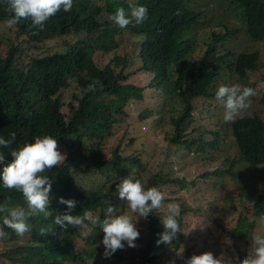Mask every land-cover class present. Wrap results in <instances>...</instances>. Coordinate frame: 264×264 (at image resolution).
<instances>
[{"label": "trees", "instance_id": "16d2710c", "mask_svg": "<svg viewBox=\"0 0 264 264\" xmlns=\"http://www.w3.org/2000/svg\"><path fill=\"white\" fill-rule=\"evenodd\" d=\"M231 1L236 12L232 16L235 19L231 17L232 24L240 22L246 38L251 39L254 45L263 43L264 0ZM130 3L146 6L149 19L139 25L133 21L125 29H120L110 21L109 16L118 7L128 9ZM178 10L177 0H74L70 12L61 10L46 22L44 31L37 32L29 27L30 20H22L13 29H8L3 23L8 16L6 4L5 9L0 4V24L3 23L0 25V136L9 139L11 133H15L11 148H18L26 143H34L36 136L50 134L59 140L60 152L68 151L65 162L47 173L52 182L56 180L55 188L50 193V215H33L29 220L32 229L23 237L5 228L8 238L0 239V264H67L71 259L101 256L96 252L99 249L88 253L77 252L76 239L85 240L80 226L62 231L54 222L57 215L67 211V205L60 203L61 198L77 201L78 214L92 206L95 217L101 221L109 204L117 209L114 215H119V207L126 204L113 190L105 187L101 190L84 188L75 178L77 173L92 172L88 163L89 152L81 148L82 142L95 136L98 143H103L112 136L114 125L118 122L117 116L125 107L130 103L137 107L145 101V88L130 84L125 69H120L121 65H127L128 60L115 57L114 51L119 46L126 44L133 49L137 61L136 74H152L150 88L164 90L165 101L173 114L172 122L179 131L188 119L194 100L202 95H210L213 90L216 93L220 85H245L244 77L251 73L247 86L257 92L254 101L262 95L264 85L262 89L258 88L264 82V76L258 75L260 68H264L261 53L243 51L235 54L225 51L224 42L234 31L226 26L225 32L212 30L202 38L200 32L205 29L204 24L200 23L202 12L192 15L194 18L191 19L192 16L185 17L183 11L177 15ZM61 38L70 41L65 49L56 46L44 54H34L29 50L33 44ZM96 53L97 60L94 62L92 56ZM102 53L111 55L103 56ZM97 79L103 87L97 86L95 92H87V86ZM19 80L24 84L30 83L44 98L29 102L12 94V87ZM70 81L78 84L82 91L81 96L76 97L78 108L72 107L70 115L63 116L54 108L61 103L62 91L69 87ZM226 129L237 146L238 169L232 175L230 171V174L227 171L215 174L222 187L226 183L225 175L232 176L240 193L227 199L220 216L228 218L230 213H239V216L225 225H218L221 237L209 236L204 250H188L187 257H183L182 261L175 256L174 264H186L193 255L209 251L216 258L222 256L224 264L229 262L228 255L231 264H240L245 258L241 254L247 255L251 248L253 234L256 231L264 232V224H258V217L264 215V176L261 180L257 177L264 170V118L254 116L226 123ZM187 131L189 127L184 133ZM199 131L200 137L193 138L185 145H196L202 151L208 148V156L211 157L215 148L220 147L222 133L203 127H199ZM208 134L210 140H206ZM11 148L0 149L6 155L5 163L0 164V177L3 168L13 161ZM103 167L108 170L121 168L118 163H107ZM117 175L125 178L129 172L119 170ZM135 176L145 182L146 188L165 182L158 175L144 177L142 171L136 172ZM5 202L11 206L27 207L22 193L4 189L0 179V204ZM124 208L127 210L126 205ZM199 209L202 210L201 207ZM184 211L182 207L180 228ZM132 215L135 220L137 217ZM164 215V211L154 210L150 218L156 217L161 222L160 217ZM140 225L138 222V228ZM92 227L89 242L95 246L101 225L93 223ZM41 229L48 232L40 234ZM225 235L233 239L231 250L225 245L221 246L220 239ZM182 240L183 236L180 235L172 246L164 245L158 249L146 236L142 241L139 237L135 241V248L117 250L107 260H110V264H153L161 262V256L167 254L166 262L173 252L179 251Z\"/></svg>", "mask_w": 264, "mask_h": 264}, {"label": "clouds", "instance_id": "9594fccd", "mask_svg": "<svg viewBox=\"0 0 264 264\" xmlns=\"http://www.w3.org/2000/svg\"><path fill=\"white\" fill-rule=\"evenodd\" d=\"M227 1V3L233 8L232 1ZM0 4L4 9L6 4V12L8 13V16L4 19L3 23L8 29H13L22 20H30L31 24L29 27L39 32L44 31L46 22L61 10L64 12H70L74 6V0H0ZM177 4L179 9L177 15L181 14L180 11L184 12L185 17H190L202 12L200 23L204 24V27L207 28L209 34L212 30H217V33L225 32V27L228 26L229 29L234 31V34L230 38H226L224 49L225 51H231L235 54L241 53L232 50L238 45L237 44L235 47L232 46V37L238 33V30L234 29L232 24L229 25V22L224 24L219 23L214 28H209L202 19L203 11L194 8L192 0H177ZM193 18L194 16L191 17V19ZM109 19L115 26L120 29H125L127 26L131 25L133 21L137 25L147 21L149 19V10L146 6L130 3L128 9L118 7L114 13L109 16ZM218 26L220 27L217 28ZM203 31L204 30L200 32L202 38L206 37L202 33ZM96 45L97 48L100 47L99 42H97ZM94 55L92 58L95 62L97 60V53ZM102 55L110 56L111 53H102ZM114 55L115 57H120L122 59L126 58L128 60L127 65H121L120 69H125V75L129 76L130 84L141 87V85L137 83V78L145 76L150 79V83L147 85V90L152 89L150 88V84L152 83L151 73H135L137 61L135 59V53L129 45L123 44L119 46L118 49L114 51ZM263 73L264 68H260L258 75ZM250 74L251 73H248L247 76L244 77L245 85H220L216 90V93L215 90H213L210 92V95H202L196 98L193 102L188 119L183 122L180 131L172 122L173 114L169 111L168 104L165 101L164 90L161 89L156 91L153 89L155 90V94L152 98L146 96L145 101L141 102L139 106L135 107L133 103H130L128 107H125L123 112L117 116L118 122L114 125L112 136L108 137L103 143H98L95 136L87 138L82 142L81 148L83 150L87 149L89 152L88 163L92 168V172L91 174L77 173L75 175L76 181L84 188L101 190L105 187L113 190L120 200L126 201V204H122L119 207L121 210L119 215H114L117 209L109 204L105 209L104 218L101 221L99 217H95V210H93L92 206H90L88 210L78 214V212H76L77 201L61 198L60 203L67 205V211L61 215H57L54 223L58 225L62 231H66L69 227L79 226L82 230L89 225L92 229L93 223H99L101 225V229L97 234L98 238L95 242V246H91L89 242L90 229L86 234H83L88 245V250L84 251L77 247V252L88 253L99 249L96 251L97 254L104 251L103 260L100 264H110V260H107L108 258L110 259L117 250L125 249L126 251H129V247L135 248V241H137L139 237L142 241L143 237L146 236L156 248L161 249L164 245L172 246L173 241L177 240L179 236L182 235L183 240L178 252H173L174 254L171 255V258L166 262L167 254L161 256V262H153V264H174L176 262L174 258L175 256L178 260L182 261L183 257H187L186 252L188 250H204L205 243L209 236L221 237V231L218 225L222 226L231 221V215L226 218V216L222 214V216H220L221 210L216 209L213 211V202H210L209 207L205 209L200 205L197 193L194 191L190 192L193 193L194 196L191 200L188 199L186 195L177 196L183 188H186V182L181 180L179 176H166L161 169L154 171L153 168L149 167L150 157L144 148L139 132L133 129L132 124L133 122L150 124L151 132H155V123H160L163 129L164 138L171 143L173 149L170 153L171 155H168V151L164 152L165 158L163 163L169 162V158L172 154L173 156L176 155L178 147L183 148L187 146L185 144L190 143L188 141L193 138H199L201 135L199 127L220 131L223 140V136L227 131L226 123L234 121L239 122L242 119L253 118L254 116H261L264 118L263 114L254 111V96L257 95V92L255 89L247 86ZM97 86L103 87L101 81L98 79L93 80L87 86L86 91L95 92ZM81 91L82 90L78 84H72L70 81L69 87L62 91L63 97L61 103H59L54 110L61 115L66 116L62 111L63 102L66 98H69L67 101L69 104L68 106L70 107L69 112L71 113V111H73L72 107L77 109L79 103L76 101V97L81 96ZM13 93L25 98L29 102H35L44 98L30 83L26 82L24 84L21 80L13 85L12 94ZM144 94L146 95V89ZM263 95L264 90L261 99L264 104ZM159 98H161V102H158ZM151 102L155 107L150 105ZM145 104H147V106H145ZM215 105L223 107V118H213L209 113V109ZM242 111H245L247 116H242ZM44 115L45 113H43L42 116ZM120 127L123 129V133L122 135H117L116 132ZM187 127H189V131L184 133ZM183 134L186 135L183 136ZM113 137L116 138L115 145L112 148H107V141ZM179 137L180 139H178ZM15 138V133H11L9 139L0 136V149H10ZM210 139L211 136L208 134L206 140ZM154 146L156 147V143H154ZM235 146L232 149L237 152V146ZM187 147L190 150L195 149L196 153L198 152L199 160H201L203 156L207 159H211L214 156V151L212 152L211 157L208 156V148H205V150L202 151L196 145L193 147ZM220 147L215 148V150ZM75 153H78V151ZM67 155V150L59 151V140L50 134L36 136L34 138V143H26L18 148H11L10 156L13 158V161L3 168L2 177H0V179H2V187L10 191L15 190L22 193L27 207L11 206L9 202L0 204V221H2V223H0V239L8 238V233L4 231L5 228L11 229L18 237H23L25 234L30 233L32 229L29 220L33 215L40 213H43L45 216L50 215L48 210L50 205V193L55 188L56 180L52 182L47 173L53 167L65 162ZM5 158V153L0 151V164L5 163ZM78 160L80 161V158H78ZM107 163H118L121 168L118 167L115 168V170H108L103 167ZM100 168L103 169L101 170ZM119 170L128 171L129 175L125 178H121L117 175ZM235 170L234 163H232L226 170H216L207 174L212 175L215 174V172L230 171L231 174L228 173L232 175V172ZM139 171L144 173V177L158 175L165 182L151 184L150 187L146 188L145 182L135 176L136 172L139 173ZM226 176L227 175H225V178ZM93 177H97V179H95L94 184L90 187H87L82 183L86 178ZM217 180L215 185L221 186L222 184L218 183ZM169 183L174 184V189L172 191H168L163 187ZM178 187L179 190L177 191ZM193 201L199 203L197 209L193 208ZM186 204L191 205L192 219H194L197 224L202 222L206 225L205 231L200 228L191 227V231L185 233L183 231L184 216L186 214L185 211L183 214V225L180 228L179 217L181 208ZM124 205H126L127 210L124 208ZM199 207H201L202 210H200ZM124 209L126 210L125 212ZM154 210L165 212V215L160 217L161 222L157 221L156 217L150 218V215ZM206 212H211L209 217H205ZM196 213L199 217L193 216ZM132 214L137 217L135 220L133 219ZM215 215H217V217ZM141 218H143V220H140ZM138 222L141 224L140 228L137 226ZM258 224H264V215L258 217ZM47 232L48 230L41 229L40 234H45ZM200 236L201 239H198ZM225 237L231 242V244L234 243L231 236L225 235ZM221 239H223V237ZM234 254L239 257V254ZM241 256H245V258L240 261V264H264V232L256 231L253 234L251 248L248 249L247 255L241 254ZM67 264L99 263L97 262V257L94 256L83 260L71 259ZM186 264H224V261L222 256L216 258L215 255L209 251L200 255H193L186 261Z\"/></svg>", "mask_w": 264, "mask_h": 264}, {"label": "rangeland", "instance_id": "374dc122", "mask_svg": "<svg viewBox=\"0 0 264 264\" xmlns=\"http://www.w3.org/2000/svg\"><path fill=\"white\" fill-rule=\"evenodd\" d=\"M227 0H192V5L194 8L199 9L203 11V21H205L206 26L209 28H214L219 23H228L231 20V17L234 15L235 10L232 8V6L227 3ZM190 7V6H189ZM232 19H235V17H232ZM232 22H229V25H231ZM218 26L217 28H219ZM232 27L236 30H238V33L232 37V46L235 47V52H252L256 51L261 53V55L264 57V42L263 43H255L253 44V41L249 38H246V33L244 29L241 27L240 22H235L232 24ZM205 36L209 35V31L205 27L204 31L202 32ZM70 41L66 39H54L49 40L46 42H40L37 44H33L31 50L34 54H44L46 52H49L50 49L58 46L60 49H65L66 45H68ZM253 46V47H251ZM245 47V48H244ZM249 47V48H248ZM264 76V73L262 74ZM137 83L141 85V87H144L146 89V96L148 98H152L155 94V90H147L150 79H148L145 76H140L137 78ZM264 85V82H262L258 88L262 89ZM159 98L158 100H160ZM262 95H259L258 99L254 103V111H256L259 114L264 115V104L261 101ZM69 98L64 99L63 102V113L66 116H69V109L68 101ZM156 101V99H155ZM161 102V100H160ZM151 106L155 107L153 103H150ZM142 107V106H140ZM206 112V111H205ZM209 113L213 118L222 117L224 109L223 107H219L217 105L211 107L209 109ZM242 116H247V113L245 111H242ZM156 130L155 132H151L150 130V124H145L142 122H133L132 127L136 131L139 132L141 136L142 143L144 145L145 150L147 151V154L150 157V168H153L154 171H157L159 169L162 170V172L166 176H179L181 180H184L186 182V188H183L180 193L177 194V196H184L186 195L188 199H193V193H190L191 191H194L197 193V198L200 201V205H202L205 209L209 207L210 202H213L214 204V210L216 209L221 210L224 209L227 203V199L229 197L237 196L240 191L238 189L237 183H235L234 179L230 176H226V183L223 187L215 185V182L217 180V175L212 174L208 175L207 173L213 172L216 170H226L231 166L232 163H234V169H238V159L239 154L238 151L235 152L232 148L235 146V143L233 137L229 134V132L226 131V134L223 136V140L221 141V147L219 149H216L214 151V156L211 159H207L205 156L201 160H199L198 152L196 153L195 149H189L185 147H178L176 155L169 158V162L163 163V160L165 158L164 152L168 151V155H171L172 146L171 143L164 138L163 129L159 122L155 123ZM169 125V124H168ZM167 125V126H168ZM123 129L120 127V129L116 132L117 135H122ZM199 136V135H198ZM208 137V135H207ZM232 141V143L230 142ZM116 143V138H110L106 145L107 148H112ZM154 143H156V147L154 146ZM86 145V144H85ZM236 147V146H235ZM176 150V149H175ZM195 152V154H194ZM241 168V165L239 166V169ZM264 176V170L261 171L257 177L259 180H261V177ZM185 178V179H184ZM252 177L250 176V179ZM95 179L97 177L93 178H86L82 183L90 187L94 184ZM168 191H172L174 188L173 183H169L166 186H163ZM179 190V187L177 188V191ZM228 190V192H227ZM172 197V196H170ZM238 199V198H237ZM239 200V199H238ZM193 208L197 209L199 206V203L193 201ZM185 207V216H184V227L183 231L185 233H189L191 231V227L193 228H200L202 230H206V225L204 223L197 224L194 219H192L191 216V205L186 204ZM228 210H231V208H227ZM203 214V213H202ZM211 212H206L205 217H209ZM94 215V213H93ZM231 219H235V217L239 216V213H230ZM194 217H199L196 213L193 215ZM91 229V226L84 227L81 230V234H86L87 231ZM221 246L225 245L229 247L231 250L232 244L231 242L225 237L223 239H220ZM75 245L78 248H81L82 250L86 251L88 250V245L86 241L82 238H77L75 241ZM2 248H0L1 250ZM104 251H101V256L97 257V262L100 264L103 260ZM230 255H228L227 262L228 264H231Z\"/></svg>", "mask_w": 264, "mask_h": 264}]
</instances>
